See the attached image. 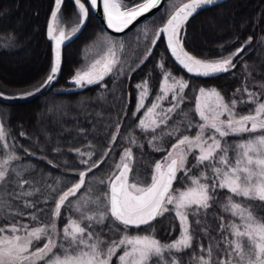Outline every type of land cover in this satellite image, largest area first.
Returning <instances> with one entry per match:
<instances>
[{
  "label": "snow or ice",
  "instance_id": "6c2138e0",
  "mask_svg": "<svg viewBox=\"0 0 264 264\" xmlns=\"http://www.w3.org/2000/svg\"><path fill=\"white\" fill-rule=\"evenodd\" d=\"M63 2L55 0L47 25V36L55 42L49 73L33 90L20 94V98L35 95L53 84L61 70V46L85 26L90 8L98 6V0H73L77 19L70 30H66L61 19ZM102 3L108 27L121 32L144 14L161 6L162 0H142L134 2L132 6L124 3V0H102ZM216 5L217 0H186L174 6L163 27L154 33V38L148 39L140 64L151 56L158 39L166 36L168 49L189 73L212 76L236 68L234 58L239 57L251 44L252 37H248L230 55L215 60L200 59L184 47L190 19L205 6ZM145 36L147 38L146 32ZM106 46L107 50L100 59L84 70H77L71 77L75 86L83 88L99 84L122 63L117 52L124 50V44L120 43L117 47L114 41L108 40ZM139 66L137 64L136 67ZM158 66L163 69L164 62L161 61ZM247 67L245 65L246 70ZM120 70L123 71L122 68ZM162 76V95L156 96L136 127L144 133H153L147 141L153 151H164L156 143H162L165 138L176 137V143L171 145L162 160L154 165H145L152 169L150 182L142 178L139 168L135 167L137 158L132 149H142L143 145L138 143L135 135L129 133L122 137L129 146L123 149L119 161L112 166L113 171L105 179H94L92 182L106 190L100 191L90 186L84 195L75 200L73 198L89 183L86 176L93 169L98 170L112 152L117 137L121 135L120 123L115 122V132L111 134L109 146L99 160L93 159L96 152L91 144L88 147L92 151L79 148L69 150L81 157L79 162L86 166V170L75 173L77 182L71 186L65 183V187L61 188L60 178H56L53 184H47L44 176H31L29 168H35V165L15 163L22 159L16 152V148L21 146L8 143V113L0 109V148L7 152L0 158V188L12 189L9 193L11 199H0V220L12 221L0 226V264H113V257L117 255L118 264H183L182 254L193 248L199 236L208 237L211 242L207 246L198 243L199 252L203 254L193 253L190 259L194 264H264V218L254 215L253 205L245 206L234 200V197H240L253 202L256 207H264V84L259 85L260 91H251L246 86L237 88L229 100H225L216 87H200L193 109L199 120L193 123L186 113H180L189 83L167 71ZM250 77L251 71L247 72L245 79ZM136 87L142 89L135 110L139 112L145 107L149 90L147 81ZM169 94L172 102L169 107L163 108L159 102L167 100ZM241 94L246 95L247 99L242 98ZM238 95H241L239 100L236 98ZM9 98L0 91V99ZM247 105L251 107L245 113L238 111L239 106ZM173 114H182L183 118L174 121L173 126L160 135H155L157 129L169 124ZM191 128L196 129L194 136L182 134V129ZM38 131L46 144L53 141L54 137L49 135L46 128L40 127ZM84 134V129H78L77 137ZM243 134H248L249 138L228 144V137ZM19 135L28 138L23 131ZM12 139L15 141V137ZM56 143L59 145L58 139ZM23 151L27 156L35 155L28 149ZM52 151L58 154L63 152L59 146ZM230 151L233 153L231 157ZM85 156L87 159H83ZM189 156L195 161L190 166ZM193 169L198 170L197 175L192 174ZM183 181H187L189 186L183 190L173 188L174 183ZM36 184H41V187H35ZM222 189H226L230 195L220 207L234 219L225 223L222 216L214 217L219 220L221 237L216 240L211 237L207 217L213 204L217 203L218 191ZM37 194L43 196L44 204L53 201L54 207L41 208L40 200L33 202L28 199ZM12 200L17 203H12ZM62 209L66 213L63 217ZM69 211L76 214L75 218L67 215ZM45 213L50 215L41 221L40 217ZM165 214L174 216L180 232L175 240L168 243L156 238L153 227V222ZM25 216L30 223L22 221L21 218ZM62 218L67 222L58 228L57 222ZM141 226H147L148 234L128 233L129 228L140 229ZM172 229L175 230V225H172ZM117 235L119 239H114ZM105 236L108 238L105 239Z\"/></svg>",
  "mask_w": 264,
  "mask_h": 264
},
{
  "label": "trees",
  "instance_id": "16d2710c",
  "mask_svg": "<svg viewBox=\"0 0 264 264\" xmlns=\"http://www.w3.org/2000/svg\"><path fill=\"white\" fill-rule=\"evenodd\" d=\"M169 1L167 0L157 14L142 24H150L153 31L162 27L168 17ZM134 2L139 3L142 0H124V3L129 6H132ZM53 5V0H0V90L10 92L4 94L11 97L0 99V109L6 110L8 113L7 127L10 132L8 143L10 145L16 143L21 146L16 148V152L22 159L15 163L35 165V168H29L31 176L37 178L44 176L47 184H53L56 178H60L61 188L65 187V183L67 186H71L72 183L77 182L78 176L75 173L86 170V166L79 162L81 157L75 151L69 150L79 148L82 151H92L93 149L88 147L91 144L95 147L96 152L93 159L99 160L109 146L111 134L115 132V122L120 123L121 135L117 137V143L113 146L106 162L98 170L93 169L92 173L86 176L89 183L73 200L84 195L90 186L99 188L100 191L106 190L92 182L94 179H105L113 171L112 166L119 161L123 149L129 146L128 142L122 138L128 136L129 133L135 135L138 143L143 145L142 149L133 147L132 150L133 155L137 158L135 167L139 168V174L142 178H147L148 182H150L152 169L145 165H154L156 161L162 160L171 145L176 143V137L165 138L162 143H156V146L164 151L156 152L149 147L147 141L152 138L153 133H144L136 127L142 116V110L135 112L139 92L137 84L147 81L150 89L148 101H151L155 100L160 92L163 70L184 77L189 83V87L185 89L184 103L180 106V113H186L193 123L199 120L193 109L200 87H216L221 91L225 100H229L237 88L246 86L251 91H260L259 85L264 84V0H228L217 6L204 9L190 19L187 24L184 45L185 50L190 54L200 59L213 60L233 53L248 37H252L251 44L245 47L239 57L234 58L233 63L236 64V68L228 73L213 78H196L186 74L170 58L164 39L161 38L155 45L150 58L143 64H140V60L137 58L136 65L124 71L125 73L118 66L99 84L87 85L78 91L58 93L56 92L58 89L75 87L71 82V77L81 67V51L84 47L103 34L110 36L90 11L88 23L83 32L62 52L63 68L58 80L35 95L20 98V94L33 90L44 80L53 62L52 41L45 33ZM76 13L77 9L74 3L65 0L61 8V19L66 30L76 21ZM142 24L136 28L141 27ZM136 28L125 34L124 37H131ZM161 61L164 62L163 69L158 66ZM137 64L140 65L138 68ZM245 65L248 66L247 70ZM133 68L136 70L132 71ZM249 71L252 72V77L246 80L245 77ZM241 95L242 98L247 99L246 95ZM241 95L236 97L237 100L241 98ZM250 107L251 105L239 106L238 111L243 114ZM134 112L135 115H133ZM182 118V114H173L169 124L157 129L155 135H160L162 131L168 130L173 126L174 121H179ZM40 127L46 128L49 135L54 137L51 143L46 144L44 138L40 136L38 131ZM80 128L85 130V134L77 137V131ZM63 129H69V131L64 132ZM21 131L25 132L28 138L20 136ZM182 134L194 136L196 129H182ZM179 135L180 133L177 134V136ZM12 137H15V141ZM74 137L77 138L73 139ZM57 139L59 145L56 143ZM242 139H248V134H243L240 137H228L227 142L231 145L239 143ZM57 146L63 150L62 154L53 153L52 149ZM23 149H28L35 155L27 156ZM5 152L6 150L0 148L2 158ZM229 155L231 157L233 153L230 151ZM40 157H46V159ZM83 159H87V157L85 156ZM188 159L189 166L195 163L192 156H189ZM48 161H52V163L49 164ZM192 174L197 175L198 170L193 169ZM187 186H189L187 181L173 184L174 189L183 190ZM25 187L27 190H31L28 186ZM35 187L40 188L41 184H36ZM11 191V188L6 190L0 188V199H11L9 196ZM229 195L230 193L226 189L219 190L217 203L213 204L208 212L207 223L211 225L210 234L216 240H220L221 237L218 230L219 220L214 217L222 216L225 223L234 219L220 207V204ZM28 199L33 202L40 200L39 207L41 208L51 209L54 207V202L51 200L44 204V198L40 194ZM234 200L245 204V206L253 205L254 215L264 218V207H256L253 202L244 201L240 197H234ZM12 203L17 202L12 200ZM65 214V209H62L61 216L63 217ZM48 215L50 213L41 216V221L45 220ZM67 215H72L73 218L76 216L70 211L67 212ZM21 219L24 223H30L27 216ZM189 219L192 218L189 217ZM5 222L12 221L0 220V226ZM66 222L65 219H60L57 222L58 228H62ZM172 225H175V230L172 229ZM33 226H35L34 223ZM153 227L156 238L162 243L175 240L180 234L178 221L171 214H165L164 217L158 218L153 222ZM128 233L130 235L148 234L147 226H141L140 229L129 228ZM225 235L227 234L225 233ZM107 238L105 236V239ZM113 238L119 239V236ZM210 242L208 237H197L193 248L185 250L182 254L183 264H194V261L190 259L193 253L203 254L199 252L198 243L207 246ZM113 264H118V255L113 257Z\"/></svg>",
  "mask_w": 264,
  "mask_h": 264
},
{
  "label": "rangeland",
  "instance_id": "374dc122",
  "mask_svg": "<svg viewBox=\"0 0 264 264\" xmlns=\"http://www.w3.org/2000/svg\"><path fill=\"white\" fill-rule=\"evenodd\" d=\"M182 2H184V0H170L168 2V6H167L168 16L171 13V11H174V6H178ZM67 30H70V28H68ZM156 31L157 30H154V31L152 30V27L150 24H142L141 27L139 26L138 28H136L135 32L129 38L124 37V36H111V35L109 36L108 34H103L102 36L93 40V42H91L90 44L86 45L84 47L83 51H81L82 52V61H81L82 63H81V67L78 70H84L88 66H90L96 59H100V57L102 55H104L105 51L107 50L106 41L111 40L117 44V47L119 46L120 43H123L125 46L123 51L118 50V52H117V55H118L120 61L122 62L118 66L120 69L122 68L123 69L122 72L125 73L124 71H127L136 65V63H137L136 59L137 58H138V60L142 59V57L144 55L145 45L148 44L149 38L154 37V33ZM145 32L147 33V38L145 36ZM230 54L231 53L226 54L225 56H222V57L216 58V59H221V58L226 57ZM213 60H215V59H213ZM133 61H134V63H133ZM164 71L170 72L168 70H163L162 72H164ZM171 75L176 77L177 79H183L184 81H187L181 75H175L173 73H171ZM162 82H163V76H162L161 83ZM72 84H74V83H72ZM206 89H207V87H206ZM141 90L142 89L138 90L139 91L138 92V99H139V94H140ZM148 90H149V96L147 97V99L144 102L145 107L141 109L142 111L140 110L142 112L141 118L144 117V113L147 111V108L150 107L151 104L156 100V98H155V100L148 101L149 97H150L149 87H148ZM0 91H2V90H0ZM4 93L8 94L10 92L6 91ZM11 93H13V92H11ZM159 94L162 95V93H160V92H159ZM171 102H172L171 101V94H169L167 100H162L159 103L162 105L163 108H167V107H169ZM157 111H159V109H157ZM257 134H259V133H257ZM6 154H7V152H5V155ZM0 158H2V157L0 156Z\"/></svg>",
  "mask_w": 264,
  "mask_h": 264
},
{
  "label": "water",
  "instance_id": "95a60500",
  "mask_svg": "<svg viewBox=\"0 0 264 264\" xmlns=\"http://www.w3.org/2000/svg\"><path fill=\"white\" fill-rule=\"evenodd\" d=\"M54 1V5H55V0ZM65 1V0H64ZM71 2H73V0H70ZM228 0H217V5L223 3V2H226ZM167 0H162V4L161 6L155 8V9H152L149 13H146L144 14L143 16H141L140 18H138L136 21L133 22V24L129 25L126 29H124V31H121V32H117L115 31L114 29L112 28H109L108 25H107V20H106V16H105V13H104V10H103V3H102V0H98V6L95 7V8H90L89 10V15H90V11L96 16V18L99 20V23L101 24V26L103 27V30H105L107 33H109L110 35L112 36H122V35H125L127 33H129L130 31H132L133 29H135L138 25L142 24L143 22H145L146 20H148L149 18H151V16H154L155 14H157L163 7L164 5L166 4ZM186 2V1H185ZM54 5H53V8L52 10L54 9ZM216 5V6H217ZM87 6V5H86ZM210 7H214V6H205L202 10H199L198 12L200 11H203L204 9H207V8H210ZM88 19H89V16L87 18V21H86V24L85 26L82 27V29L77 32L73 37H71L69 40L65 41V43L61 46V51L64 52V48L71 44L72 41H75L79 36L80 34L83 32V30L85 29L87 23H88ZM50 21V16H49V20L47 21L49 23ZM166 23V22H165ZM48 25V24H47ZM163 27V26H162ZM160 27V28H162ZM159 28V29H160ZM66 29V28H65ZM47 33V30L46 32ZM48 37V36H47ZM161 38L164 39V42H165V45H166V48H167V51L170 55V58H172V60L174 61V63L178 66V68H180L182 71H184L186 74L190 75V76H193V77H196V78H213V77H216L217 75H221L223 73H219V74H215V75H212V76H202V75H197L195 73H189L187 72L186 69L183 68L182 65L179 64L178 61H176L175 57L172 55L171 51L168 49L167 47V43H166V36H162ZM159 38L158 41L161 39ZM52 41V40H51ZM157 41V43H158ZM52 52H53V59H54V48H55V42L52 41ZM156 43V44H157ZM155 47V46H154ZM154 50V48H153ZM152 50V52H153ZM62 68H63V53H62V62H61V70H60V73L62 72ZM60 73L57 77L56 80H58L59 76H60ZM85 87L83 88H80V87H73V88H67V89H58L56 90V92L58 93H64V92H72V91H78V90H82L84 89Z\"/></svg>",
  "mask_w": 264,
  "mask_h": 264
},
{
  "label": "flooded vegetation",
  "instance_id": "af4514ba",
  "mask_svg": "<svg viewBox=\"0 0 264 264\" xmlns=\"http://www.w3.org/2000/svg\"><path fill=\"white\" fill-rule=\"evenodd\" d=\"M131 32V31H130ZM128 34V33H127ZM122 36H124V35H122ZM143 58V57H142ZM150 58V57H149Z\"/></svg>",
  "mask_w": 264,
  "mask_h": 264
}]
</instances>
